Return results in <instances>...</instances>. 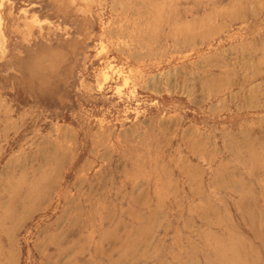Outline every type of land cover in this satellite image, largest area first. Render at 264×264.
<instances>
[{
    "label": "rangeland",
    "instance_id": "374dc122",
    "mask_svg": "<svg viewBox=\"0 0 264 264\" xmlns=\"http://www.w3.org/2000/svg\"><path fill=\"white\" fill-rule=\"evenodd\" d=\"M0 264H264V0H0Z\"/></svg>",
    "mask_w": 264,
    "mask_h": 264
}]
</instances>
